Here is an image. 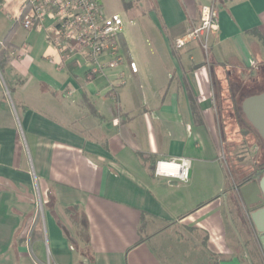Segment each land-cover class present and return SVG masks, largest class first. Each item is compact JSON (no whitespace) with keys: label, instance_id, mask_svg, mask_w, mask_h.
Wrapping results in <instances>:
<instances>
[{"label":"crops","instance_id":"crops-1","mask_svg":"<svg viewBox=\"0 0 264 264\" xmlns=\"http://www.w3.org/2000/svg\"><path fill=\"white\" fill-rule=\"evenodd\" d=\"M209 4L208 50L175 48ZM148 6L123 62L89 77L49 19L25 29L21 0H0V264H264V192L248 186L262 175L244 182L264 140L243 110L264 93V0ZM177 157L186 182L153 175Z\"/></svg>","mask_w":264,"mask_h":264},{"label":"built area","instance_id":"built-area-1","mask_svg":"<svg viewBox=\"0 0 264 264\" xmlns=\"http://www.w3.org/2000/svg\"><path fill=\"white\" fill-rule=\"evenodd\" d=\"M21 25L25 29L40 28L44 20L51 24L46 28L47 39L65 58L82 59L88 67L89 77L104 74L123 62L121 54L122 19L119 14H107L99 0H21ZM219 20L214 4L200 10L198 24L174 41L181 48L192 40H199L205 51L209 37L218 31ZM109 56L106 62L99 60ZM128 67L137 72V65L130 61ZM124 83L120 76L113 90ZM191 161L177 157L155 161L152 173L186 182L189 179Z\"/></svg>","mask_w":264,"mask_h":264},{"label":"rangeland","instance_id":"rangeland-1","mask_svg":"<svg viewBox=\"0 0 264 264\" xmlns=\"http://www.w3.org/2000/svg\"><path fill=\"white\" fill-rule=\"evenodd\" d=\"M102 4L103 12L107 14L117 13L122 19V33L124 37L130 41H136L139 35L142 34V31H145V25L143 23H148L147 16L143 13L149 7L150 0H99ZM142 17V18H141ZM143 20V21H142ZM131 47V46H130ZM244 149V150H243ZM246 146L242 148L241 153H244V158H249V154L246 153ZM38 192V191H37ZM36 209L38 213L43 211L42 204L39 198V194L36 193ZM76 218L78 215L75 216ZM80 220V219H79ZM75 233H80L75 229Z\"/></svg>","mask_w":264,"mask_h":264},{"label":"water","instance_id":"water-1","mask_svg":"<svg viewBox=\"0 0 264 264\" xmlns=\"http://www.w3.org/2000/svg\"><path fill=\"white\" fill-rule=\"evenodd\" d=\"M243 110L247 118L257 127L264 140V93L247 98L243 102ZM248 186L253 188L257 194L260 189L264 192V173L262 174L259 182L251 181Z\"/></svg>","mask_w":264,"mask_h":264},{"label":"trees","instance_id":"trees-1","mask_svg":"<svg viewBox=\"0 0 264 264\" xmlns=\"http://www.w3.org/2000/svg\"><path fill=\"white\" fill-rule=\"evenodd\" d=\"M0 67H2V62L0 61ZM264 155V154H262ZM264 173V165L262 166H254L253 169H252V172L249 174V176L246 177L245 181L244 182H247L249 179L251 178H257L259 177L260 175H262ZM243 182V183H244ZM241 183V184H243ZM85 226H86V223L84 222ZM82 225L79 224V227L77 226V228H80L82 232V235L80 234V238H81V241H83V244L86 245L88 243V234L86 233V231H84V227H81Z\"/></svg>","mask_w":264,"mask_h":264}]
</instances>
